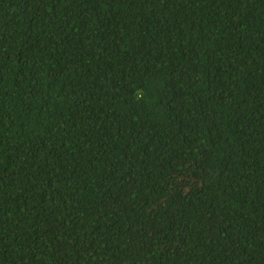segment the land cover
I'll return each instance as SVG.
<instances>
[{
    "label": "trees",
    "instance_id": "1",
    "mask_svg": "<svg viewBox=\"0 0 264 264\" xmlns=\"http://www.w3.org/2000/svg\"><path fill=\"white\" fill-rule=\"evenodd\" d=\"M0 264H264V0H0Z\"/></svg>",
    "mask_w": 264,
    "mask_h": 264
}]
</instances>
